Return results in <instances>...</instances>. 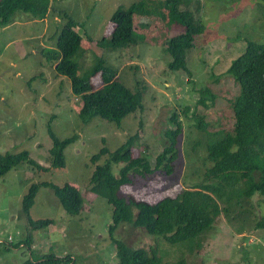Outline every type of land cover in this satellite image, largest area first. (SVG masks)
Instances as JSON below:
<instances>
[{"label":"rangeland","instance_id":"rangeland-1","mask_svg":"<svg viewBox=\"0 0 264 264\" xmlns=\"http://www.w3.org/2000/svg\"><path fill=\"white\" fill-rule=\"evenodd\" d=\"M121 6L135 7L139 42L122 48H113L108 41L94 43L110 37L112 14ZM188 8L204 28L187 51L189 72L168 68L172 57L166 43L183 28L171 17L164 0H51L44 19L17 11L9 24L0 26V153L27 151L38 166L47 169L24 162L0 178V264H25L50 248L58 257L71 256L74 264H119L110 233L113 206L89 192L95 165L103 164L110 154L95 165L90 157L104 147L113 153L135 137L134 155L148 156L155 165L156 156L169 144L165 132L172 128L170 117L175 112L183 132L172 174L133 175V183L123 188L121 195L128 201L155 203L204 184V172L212 165L206 160L208 134L230 131L235 121L232 102L240 89L228 69L248 41L264 43V2L193 0L189 6H180ZM67 23H76L82 44L90 46L75 58L78 75L88 76L95 61L103 57L106 66L116 70L128 87L134 89L138 82L144 87L143 112L134 113L121 126L100 118L89 124L80 121V98L72 94L69 79L58 76L55 63L41 52L45 47H56L58 34ZM90 79L95 87L101 86L100 76ZM203 88L216 95L208 108L197 107L198 92ZM195 113L206 123L205 132L196 127ZM50 123L60 139L77 135L65 150V168L52 167ZM123 166L113 165L114 174L119 175ZM46 181L77 188L82 209L78 215H68L54 191L41 188L31 216L35 220L51 218L54 223L32 230L22 210V198L33 184ZM261 199L255 195L250 204L229 213L220 211L214 225L186 250L187 262L264 264V230L254 228L261 215ZM133 209L136 215L138 209ZM28 236L35 246L17 245ZM113 236L133 248L142 247L150 253L160 250L162 264H175L184 246L169 244L129 222H122Z\"/></svg>","mask_w":264,"mask_h":264},{"label":"trees","instance_id":"trees-1","mask_svg":"<svg viewBox=\"0 0 264 264\" xmlns=\"http://www.w3.org/2000/svg\"><path fill=\"white\" fill-rule=\"evenodd\" d=\"M192 1L164 0L171 17L183 28L182 32L169 38L166 43V50L172 57L168 68L172 72H189L187 51L194 46L195 36L204 29L189 8L180 9L181 5L189 6ZM50 6L51 0H0V26L9 24L17 11L28 13L34 19H44ZM111 21L113 31L110 37L95 40L94 43L101 45L103 41H108L113 48H122L139 42L134 6H121L112 14ZM75 27L76 23L65 24L58 34L56 47L43 48L42 55L55 63L54 69L58 76L69 79L72 94L80 98L78 118L83 124L100 118L121 126L134 113L144 111V87L140 82L134 89L128 87L116 70L106 66L103 57L95 61L88 76L80 77V67L75 58L90 46L82 44V36ZM228 74L240 89L239 96L232 102L235 121L230 131L219 130L208 134L206 160L212 165L204 172V184L192 190H183L176 198L167 197L155 203L128 201L121 195L123 188L133 183V175L144 177L156 171L172 174L173 164L179 157L178 138L183 132L177 112L170 117L172 128L165 132L169 144L156 156L155 165L151 164L148 156L134 155L135 137L113 153L104 147L90 157V162L95 165L104 155L110 154L103 164L95 165L89 192L107 199L113 206L110 233L117 245L119 264H162L160 250L155 248L150 253L142 247L133 248L113 236L122 222L144 228L151 235L161 236L169 244L184 245L175 264H189L186 250L192 249L199 235L214 225L220 211L229 213L235 207L250 204L255 195H260L262 199L259 204L261 215L254 228L264 230V43L248 41L243 53L232 61ZM97 76L101 78L99 87H95L90 79ZM198 93L200 98L197 107L208 108V102L212 103L216 98L208 88L200 89ZM188 111L186 108L184 114ZM194 118L197 120L196 127L205 132L207 125L202 116L195 113ZM49 127L53 143L50 149L52 167L65 168V150L76 141L77 135L60 139L53 132L51 123ZM24 162L47 171L38 166L27 151L0 153V178ZM123 164L119 175H115L113 165ZM41 188H51L68 215H78L82 209V197L74 186L66 184L59 187L47 181L33 184L22 198V210L32 230L54 223L51 218L35 220L31 216V207ZM134 206L138 209L136 215ZM26 244L32 248L34 239L28 236L17 245ZM49 250L43 256H38L37 260L25 264H74L71 256L58 257L52 248Z\"/></svg>","mask_w":264,"mask_h":264},{"label":"crops","instance_id":"crops-1","mask_svg":"<svg viewBox=\"0 0 264 264\" xmlns=\"http://www.w3.org/2000/svg\"><path fill=\"white\" fill-rule=\"evenodd\" d=\"M33 246H35V242H34Z\"/></svg>","mask_w":264,"mask_h":264}]
</instances>
